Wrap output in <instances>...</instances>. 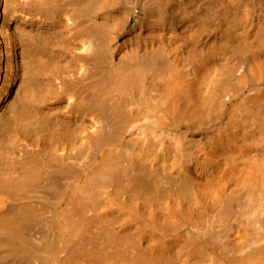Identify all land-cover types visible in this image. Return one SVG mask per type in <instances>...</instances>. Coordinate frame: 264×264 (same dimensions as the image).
Returning <instances> with one entry per match:
<instances>
[{
    "label": "bare ground",
    "instance_id": "1",
    "mask_svg": "<svg viewBox=\"0 0 264 264\" xmlns=\"http://www.w3.org/2000/svg\"><path fill=\"white\" fill-rule=\"evenodd\" d=\"M0 264H264V0H0Z\"/></svg>",
    "mask_w": 264,
    "mask_h": 264
}]
</instances>
